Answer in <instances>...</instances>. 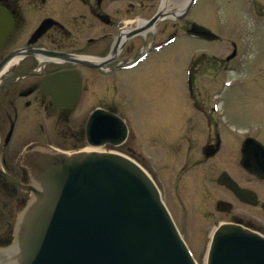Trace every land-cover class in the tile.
Listing matches in <instances>:
<instances>
[{
	"label": "water",
	"instance_id": "obj_1",
	"mask_svg": "<svg viewBox=\"0 0 264 264\" xmlns=\"http://www.w3.org/2000/svg\"><path fill=\"white\" fill-rule=\"evenodd\" d=\"M29 165L38 183L37 200L20 216L14 257L7 263L0 259L1 264H193L156 186L131 160L112 153L63 157L38 152ZM251 238L264 247V238L222 226L214 235L209 264H254L264 258V248ZM237 239L253 244L236 255L230 246H241Z\"/></svg>",
	"mask_w": 264,
	"mask_h": 264
},
{
	"label": "rangeland",
	"instance_id": "obj_2",
	"mask_svg": "<svg viewBox=\"0 0 264 264\" xmlns=\"http://www.w3.org/2000/svg\"><path fill=\"white\" fill-rule=\"evenodd\" d=\"M186 18L188 21H197L211 27L220 36V40L205 43L183 37L182 43H180L182 45L181 56L174 55L172 57L169 55L166 64L172 66L177 63L178 66L181 60L185 58L186 61L192 54H195V50L202 49L206 55L203 54L202 63H196V69L200 70L199 75L202 78L199 89L200 96L207 99L209 104H213L214 101L218 102V108L224 109L225 113L219 116L222 125L233 124L241 131L248 127L251 134H255L256 138L264 141V0H198ZM170 31L171 29H168V32ZM232 42L244 44L247 55L231 60L224 65L226 69H222L224 62H221V60L231 53ZM239 44L238 47L240 48ZM212 61H216L218 64L216 63L214 66ZM201 66L202 68H200ZM155 68L156 65H150L151 70ZM229 69H233V71L230 72ZM235 77L239 81H243L240 83L241 86L234 85L224 88L218 94V97L216 96L217 99L212 97L209 100L206 97L218 85V81L233 80ZM145 81V77L138 76L132 77V79L125 78L123 82L124 85H137ZM170 83H173L172 78ZM135 90L138 94L139 89L135 87ZM134 94L135 91L131 87L129 97H133ZM146 97L147 99L137 98L127 103V111L132 114L136 122L140 123L142 129H140L141 131L131 132L125 150L127 147H131L132 154L141 153L144 159L140 156V159H138L146 166L149 165L147 161V158H149L150 164L156 172L150 166H147V168L156 178L159 186L164 188L166 198L170 201L180 198L183 213L185 215L188 212L194 213L196 219L200 220L198 231L195 228L196 225L190 229L191 233L188 230L190 225L186 227L185 231L187 236L190 235L191 241L188 240L189 242L195 243L199 240L194 244L196 246L194 253L198 262L202 264L204 260V239L207 237L213 221L222 218V215H217L214 212L216 209L213 208V202L221 197H230L227 192H224L215 184L217 174L223 169L228 170L239 182L259 189L260 193H264V184L244 174L243 171L241 173L237 168L234 171L231 165H238L234 154L231 155V158L230 156L217 157L207 162L206 169L208 172L206 176L200 178L197 169H203L205 165L196 166L190 163L186 169L177 170L183 161L180 160V149L182 150L181 147L184 142L178 137L179 135L182 136L183 131L172 138L161 133H168L172 130L170 127L176 126L174 114L180 112L185 104L175 95H171L168 101L151 93H146ZM122 102L125 103V100ZM208 103H206L207 107H209ZM159 126L161 128L158 131ZM230 145L231 143L227 144L226 149ZM127 154L130 153L127 152ZM195 157V154L194 157L191 155V159ZM187 188L191 192L190 194L187 193ZM262 195L264 196V194ZM178 207L177 210L181 209V206ZM177 210L175 212L179 216L181 211L178 212ZM232 212L239 215L263 217L258 209L239 204L235 205ZM216 216L221 217L216 218ZM224 217L229 218L231 215L225 214ZM206 219L207 221H205ZM193 231L195 233L197 231L198 238L192 236Z\"/></svg>",
	"mask_w": 264,
	"mask_h": 264
},
{
	"label": "flooded vegetation",
	"instance_id": "obj_3",
	"mask_svg": "<svg viewBox=\"0 0 264 264\" xmlns=\"http://www.w3.org/2000/svg\"><path fill=\"white\" fill-rule=\"evenodd\" d=\"M122 1L79 0L83 6L74 5L69 1L67 2L71 4L69 14L61 16L54 12L57 5L53 0H0V6L10 11L12 15V28L0 49V58L12 49L28 44L26 30L31 27L30 32H32L42 20L51 17L59 19L60 24L48 28L36 40L35 45L50 50L93 52L98 56L107 55L115 45H118V52L108 62L106 69L107 74L116 75L115 67L129 64L141 51L148 48V35H150L148 30L145 38L140 33L129 34L132 29L140 25L138 21L126 22L125 19H135L139 15L149 18L151 15L147 12H142L143 15L139 13L137 0H128L127 7H123ZM150 2L148 0L146 7L142 4V9H148ZM35 18L37 19L30 23ZM151 39L154 40V36ZM36 63L33 57L19 60L3 77L7 82L0 93V163L10 175L19 180H24V170L16 167V163L19 149L27 141L28 125L36 130L38 117L44 107L50 108L52 104L50 96L43 94L40 89L43 76L60 68L88 70L71 63L62 65L56 63L44 65V69L41 67L40 70H43L38 73ZM28 66L31 68H27ZM27 69L32 70L25 71ZM56 110L58 114L65 112L63 107H57ZM0 185L5 190L11 192L12 189V192L17 194L16 188L7 182L1 173Z\"/></svg>",
	"mask_w": 264,
	"mask_h": 264
},
{
	"label": "bare ground",
	"instance_id": "obj_4",
	"mask_svg": "<svg viewBox=\"0 0 264 264\" xmlns=\"http://www.w3.org/2000/svg\"><path fill=\"white\" fill-rule=\"evenodd\" d=\"M163 3H165V0H163Z\"/></svg>",
	"mask_w": 264,
	"mask_h": 264
}]
</instances>
